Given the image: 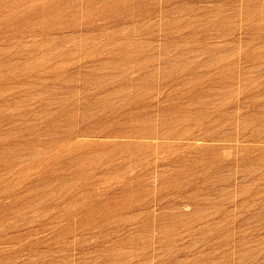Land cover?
<instances>
[{"label": "rangeland", "instance_id": "rangeland-1", "mask_svg": "<svg viewBox=\"0 0 264 264\" xmlns=\"http://www.w3.org/2000/svg\"><path fill=\"white\" fill-rule=\"evenodd\" d=\"M0 264H264V0H0Z\"/></svg>", "mask_w": 264, "mask_h": 264}]
</instances>
